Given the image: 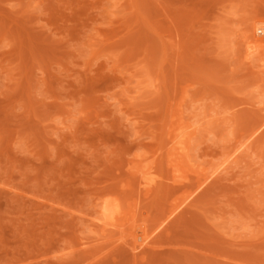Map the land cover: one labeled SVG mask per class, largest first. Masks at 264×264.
Returning a JSON list of instances; mask_svg holds the SVG:
<instances>
[{
	"label": "rangeland",
	"instance_id": "374dc122",
	"mask_svg": "<svg viewBox=\"0 0 264 264\" xmlns=\"http://www.w3.org/2000/svg\"><path fill=\"white\" fill-rule=\"evenodd\" d=\"M259 21L0 0V264H264Z\"/></svg>",
	"mask_w": 264,
	"mask_h": 264
},
{
	"label": "bare ground",
	"instance_id": "6f19581e",
	"mask_svg": "<svg viewBox=\"0 0 264 264\" xmlns=\"http://www.w3.org/2000/svg\"><path fill=\"white\" fill-rule=\"evenodd\" d=\"M259 24L261 25V28H264V21H263L262 23H260V21L254 23L253 28H255L256 25L258 26ZM257 30H258V29H257Z\"/></svg>",
	"mask_w": 264,
	"mask_h": 264
},
{
	"label": "built area",
	"instance_id": "2783aa9c",
	"mask_svg": "<svg viewBox=\"0 0 264 264\" xmlns=\"http://www.w3.org/2000/svg\"><path fill=\"white\" fill-rule=\"evenodd\" d=\"M257 32H258V34H260V35H264V30H263V29H259Z\"/></svg>",
	"mask_w": 264,
	"mask_h": 264
}]
</instances>
